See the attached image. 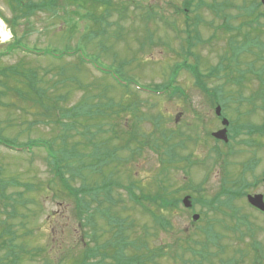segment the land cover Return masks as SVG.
Instances as JSON below:
<instances>
[{
    "label": "rangeland",
    "instance_id": "1",
    "mask_svg": "<svg viewBox=\"0 0 264 264\" xmlns=\"http://www.w3.org/2000/svg\"><path fill=\"white\" fill-rule=\"evenodd\" d=\"M204 1H215L217 5L229 1L232 5L226 13L230 16L217 18L203 5L197 10L202 21L185 22L180 9L183 0H75L37 10L28 18L23 11L13 9L8 0H0L7 33L6 38H0V51H8L10 43L20 40L30 50H49L59 57L28 54L22 49L0 57V141H10L13 148L21 145L24 148L15 150L0 145V191L5 189L6 196L11 194L18 201L0 198V264H11L9 258H3V241L10 237L5 232L7 228L14 234V243L25 250L17 264H79L84 248L94 241L104 242L112 234L107 232L108 224L99 213L92 217L87 229L79 218L75 199L64 190L50 167L47 158L50 153L47 155L45 150L50 143L59 155L65 145L70 149L74 142L83 143V139L74 131L70 136L64 125L56 124L57 110L41 108L44 97L39 88L46 90L50 100L53 96L63 97L57 100L59 108L84 106L92 113L100 111L113 116L112 121L104 122L98 130L93 128L95 119H84L80 124L89 129L95 142L108 141L111 136V146L117 142L118 147L126 145L110 152L112 162L107 167H111L105 172L113 174L105 177L122 186L131 185L132 191L143 195L146 201L137 206L125 190L115 189L114 195L120 200L112 213L123 220L116 231L120 230L124 238L136 240L137 245L145 244L147 250L158 247L168 250L164 257H157L158 264H182L177 255L183 256L181 252L199 247L197 240H202L199 229L203 226L208 238L203 248L206 253L197 264H256V239L264 237L256 234L261 226L264 228L262 216L248 206L245 198L236 199L235 195L227 199L222 190L224 183L226 191L234 192L245 187L242 179L262 178V136L251 129L249 139L262 144V148L259 151L243 148V155L229 157L225 168L227 148L217 146L218 142L210 135L221 127L214 111L217 102L213 103L208 92L200 89L192 72L183 69L174 78L180 93L168 90L159 94L151 90L168 79L171 81V71L186 59L199 70L203 77L200 81L206 83L210 93L213 88L219 89L216 97L222 101L219 104L229 119L243 123L238 124L243 127L256 126L259 120L256 113L262 101L258 93L262 91L264 95L261 83L258 90L255 81L258 73L264 79V17L258 19L257 14H264V6L258 8L255 0ZM189 16L193 13L189 12ZM13 17L18 18L12 22ZM256 18L261 26H256ZM172 25H176L180 36L171 29ZM229 27L233 28L231 32L223 31ZM186 34L192 44L185 41ZM189 47L193 55L181 51ZM63 52L65 55L60 56ZM76 56L89 59L88 64L103 71L116 72L123 84L117 86L109 76L82 64ZM137 83L144 89L136 88ZM33 90L37 93L32 94ZM105 105L108 111L104 110ZM85 127L83 132L89 133ZM121 130L128 136L129 131H136L135 145L134 142L128 145V140L120 141ZM164 134L166 140L161 136ZM34 140L46 146L26 145ZM166 147L171 148L170 155L174 152L177 157H166ZM255 153L258 166L257 163L251 166L249 161ZM184 155L191 158L182 161ZM160 156L166 159L161 164ZM92 165L94 180L100 169L95 163ZM97 181L103 182L102 178ZM259 187L264 192V182ZM248 191L252 193L253 189ZM190 192L199 202L191 211L182 204L180 209L162 208L163 202L153 198L161 194L181 199ZM211 200L226 203L220 212L228 209L227 216L205 210V204L200 203ZM151 212L168 218L171 229L154 224ZM193 212L202 213L203 220L193 224ZM206 220L209 221L205 223ZM91 229L97 239L89 240ZM125 251L131 254L134 248L127 247ZM185 257L190 258L187 253Z\"/></svg>",
    "mask_w": 264,
    "mask_h": 264
},
{
    "label": "trees",
    "instance_id": "2",
    "mask_svg": "<svg viewBox=\"0 0 264 264\" xmlns=\"http://www.w3.org/2000/svg\"><path fill=\"white\" fill-rule=\"evenodd\" d=\"M15 10H20L21 12H24V17H28L34 13L37 10H44L45 8H52L60 5L64 1H75V0H8ZM47 2V4L45 3ZM258 7H261V4L259 0L254 1ZM192 3V0H187V5L190 7ZM52 4V6H50ZM55 4V5H54ZM54 5V6H53ZM216 3L214 4H208L212 9H215L216 12ZM256 7V6H255ZM254 11V10H252ZM2 15V14H0ZM218 15V14H217ZM264 16V14H262ZM3 16V15H2ZM18 17H13L11 20L16 21ZM195 20L200 21V17H195ZM224 30H231V29H224ZM198 32V29H197ZM17 43H20V40H17L16 42H13L9 44V50L13 49ZM193 42H189V44H192ZM188 49H191L189 47ZM5 52H0V57ZM191 51L189 50L187 54H190ZM185 68L191 70L193 75L195 76L196 83L202 90H206L209 95V99L215 103V102H222L219 98L216 97V91L219 89L216 88L212 93H210L206 89L205 83H202L200 81V78H203L199 72V70L192 64H189L187 60L184 61ZM168 81V80H167ZM171 83V82H170ZM169 83V84H170ZM164 86L165 83H162ZM38 92H40V95H43V101H42V107L40 105H37L38 107H41L42 109H47L48 111L57 110L59 117L55 120L57 122L56 124L58 126L64 125V127L67 129L68 133L71 136L72 131L74 133H77L82 137L83 143H77L74 142L72 144L71 148L69 149L67 145L64 146L63 151L58 155L56 152L52 149L51 143L49 144L50 149V155L47 157L50 162V167L57 175L58 179H60V183L63 186L64 190H67L70 195L73 196L75 199V205L76 210L79 214V218L82 219L84 225L87 226V229H89L90 221L92 217L98 213L104 218H102L107 224H108V230L107 232H112L109 239H105L104 242H96L92 245L87 246L84 248L83 257H81V262L79 264H94V263H109V264H158L157 257H164V253L169 252L168 250L165 251L161 247L156 248L153 251H147L144 244L137 245V241H130L126 242L127 237L122 232L116 231L117 226L121 225V221H123L119 216L112 213L114 209V206L117 202L116 197L112 195L113 188L112 186L114 184L118 185V183H115L112 178H106L105 175L112 176V172L106 173L105 170H108L107 167L111 165L112 159L110 156L111 151H115V148L123 147L126 145H120L118 147L119 142L117 144L112 143L113 146H111L112 138L111 136H108V141L106 139L104 141L106 142H95L93 134L89 131V129L85 126H82L80 123L83 122L84 119H95L96 122L93 125V128L98 130V128L101 127V125L106 121H112V115H105V112H95L92 113L90 111L85 110L84 106H75L71 105L65 108H59L57 106V100H62L63 97H56L53 96V98L50 100V96H48L47 92L43 88L37 89ZM37 91L32 92V94H36ZM33 99L36 100L37 98L32 95ZM219 100V101H218ZM111 102V101H110ZM109 102V104H110ZM139 101L136 102V106L138 107ZM109 107H111L109 105ZM104 110L108 111V108L106 105L104 106ZM140 120V119H139ZM153 121V120H152ZM154 124V123H153ZM139 123L136 125L138 126ZM63 127V126H62ZM82 130H80L79 128ZM85 127V130H88L89 133L83 132ZM103 129V126H102ZM136 131L132 132L129 131L128 134H124L122 130L120 131L118 138H120L121 142H126L128 140V145L130 142H136L137 136ZM117 136V135H116ZM162 137H165L166 135H161ZM87 138V141L84 142L85 138ZM77 139V138H76ZM74 140V139H73ZM7 142V140H5ZM10 142V141H9ZM120 142V143H121ZM32 145V144H30ZM131 148V147H127ZM86 150V151H85ZM90 150V152H89ZM89 152V153H88ZM120 161V160H117ZM95 163V166L99 168L100 170L95 173L99 174L97 177L93 178V171L94 167L92 164ZM90 171V174L88 172ZM60 177V178H59ZM98 178H102V183H99L97 181ZM80 181L78 185H74L76 181ZM96 183H93L95 182ZM113 181V182H112ZM91 182V183H90ZM28 185V184H27ZM120 185V184H119ZM118 185V186H119ZM30 188H32V185H29ZM128 190V196L130 198L136 197L139 198V196L134 195L133 192H131V185L125 186ZM4 190L0 191V198L3 200L4 198L10 201H14V203H17L18 201L12 197L11 194H8L7 196L4 194ZM154 199L159 198V201L163 202L164 207L168 206H176L177 205V198H169L164 195L154 196ZM232 198V197H231ZM16 200V201H15ZM106 203L108 205H106ZM12 209V207H11ZM10 209V210H11ZM9 210V212H10ZM10 216V215H9ZM99 216V215H98ZM154 220L159 225L168 226V221L164 218H156L155 216ZM159 217V216H158ZM5 231V230H4ZM85 231V229H84ZM116 231V232H115ZM7 235H10V237L6 238L3 241L5 253L3 254L4 259H10L11 264H17L18 258L21 254V252H25L23 249V246L18 247L14 243V234L10 232L7 228L5 231ZM91 234L88 235L89 240L91 239H97V234L92 231ZM85 234V233H84ZM128 245H133L134 252L131 254H128L125 251V247ZM144 247V248H143ZM187 255H189L190 258L185 257V252H182L183 256H180L177 253H174L173 255L181 261L182 264H197L199 261L203 260L205 258V255L203 254V251H197L195 248H189ZM145 252V253H144ZM88 258V261H87ZM90 259H93L94 261H90Z\"/></svg>",
    "mask_w": 264,
    "mask_h": 264
},
{
    "label": "flooded vegetation",
    "instance_id": "3",
    "mask_svg": "<svg viewBox=\"0 0 264 264\" xmlns=\"http://www.w3.org/2000/svg\"><path fill=\"white\" fill-rule=\"evenodd\" d=\"M255 81L257 83L256 87H258V90L260 87V83H261L262 89L264 88V79H263V75L261 73L257 74V78L255 79ZM258 96L262 98L261 104H259L260 110H258L259 111L258 113L255 112L256 115L258 116L259 120H258L256 126H251V129H255V132L258 133L259 136H262V140H264V95H263V92L260 91L258 93ZM220 120H221V118H220ZM238 124H243V123H239L237 121H233V120L229 119V123L226 127L227 141L224 143V144H226L225 146L227 148L226 154L224 156L226 162H228L229 157L234 156V154L235 155L241 154L239 156H242L243 155L242 154L243 148H247L250 151L253 148H257L258 149L257 151H259L262 148V144H255L249 139L250 138V136H249L250 130L247 128L249 126L243 127V125H238ZM220 128L221 127L217 128V129H220ZM235 137H237L238 142L235 139ZM239 145H242V146H239ZM254 152H256V151H253V153ZM255 155H256V153L253 154L252 157ZM248 158H251V156H248ZM258 161H259V159L254 158L251 161H249V163L251 162L250 163L251 166H253L257 163L256 166H258ZM245 162H247V161H245ZM243 164L244 163H242L241 166H243ZM250 164H249V166H250ZM256 166H255V168H256ZM250 174L252 175V173H250ZM256 179L248 181L244 178V185H245L244 189L246 190L245 200L247 202L246 196L249 194H252V195L260 194L262 196V202L264 204V192L259 191V189H261V187H259V185L262 182H264V175L262 176V178H260V176L259 177L257 176ZM250 188L253 189V191H251L252 193H249V191H248V190H250ZM208 204H209L210 208H216V209H220L222 207L226 208V205L217 207L216 206L217 202H215V201H209ZM250 208L255 210L257 213H259L263 217V218L261 217V220L263 221V226H264V211L258 210L257 208H254L252 206H250ZM225 214L227 215L226 212H225ZM262 230H264V228L261 226L259 228V232L256 234L261 233L264 236V232ZM256 240H257V244L255 245V247H257V249H256L257 251H255L257 253L256 264H264L263 263L264 262V237L262 239H256ZM253 259H255L254 254H253Z\"/></svg>",
    "mask_w": 264,
    "mask_h": 264
},
{
    "label": "water",
    "instance_id": "4",
    "mask_svg": "<svg viewBox=\"0 0 264 264\" xmlns=\"http://www.w3.org/2000/svg\"><path fill=\"white\" fill-rule=\"evenodd\" d=\"M262 3L264 4V0H261ZM217 112L219 113V108L216 109ZM223 123H226V120L223 121ZM214 136L218 137V138H222V139H225V130H220L218 131L217 133L214 134ZM248 200L250 201V203L252 205H255L256 207H263V204H262V199H261V196H255V197H252V196H248ZM183 203L185 204V206H190V202L188 201V197L184 198L183 200ZM198 216L197 215H193V219H197Z\"/></svg>",
    "mask_w": 264,
    "mask_h": 264
},
{
    "label": "bare ground",
    "instance_id": "5",
    "mask_svg": "<svg viewBox=\"0 0 264 264\" xmlns=\"http://www.w3.org/2000/svg\"><path fill=\"white\" fill-rule=\"evenodd\" d=\"M6 38L7 37V33H6V31H5V29H4V25H1L0 24V38Z\"/></svg>",
    "mask_w": 264,
    "mask_h": 264
}]
</instances>
